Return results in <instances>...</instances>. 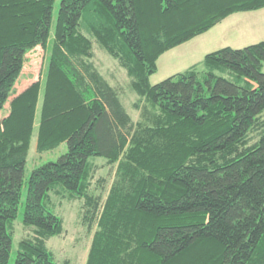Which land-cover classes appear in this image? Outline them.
Here are the masks:
<instances>
[{
  "label": "trees",
  "instance_id": "16d2710c",
  "mask_svg": "<svg viewBox=\"0 0 264 264\" xmlns=\"http://www.w3.org/2000/svg\"><path fill=\"white\" fill-rule=\"evenodd\" d=\"M55 2L0 0V264L37 127L38 152L68 150L32 171L31 234L14 264H56L47 243L65 229L52 194L81 199L96 226L85 264H264V40L150 81L164 53L264 0H61L54 13ZM52 33L45 89L37 81L10 101L27 53ZM94 42L130 77L138 121ZM98 158L115 166L105 199L92 192Z\"/></svg>",
  "mask_w": 264,
  "mask_h": 264
},
{
  "label": "rangeland",
  "instance_id": "374dc122",
  "mask_svg": "<svg viewBox=\"0 0 264 264\" xmlns=\"http://www.w3.org/2000/svg\"><path fill=\"white\" fill-rule=\"evenodd\" d=\"M60 2L61 0H56L54 13L57 12ZM228 34L229 33L226 32L225 35H223L221 32V25H218L211 33L201 34L166 52L158 60V70L151 76V83H159L171 75L185 71L191 65L200 62L207 53L227 46L230 42V36ZM53 38L54 33L50 36L47 48L38 46L27 53L25 64L17 79L10 101L37 81H40L43 90L45 89ZM94 52L95 56L93 59L96 66L110 84L120 92V99L125 109L135 121H138L141 118V111L135 108V103L139 101L140 96L131 89L130 77L126 70L97 42H94ZM10 101L1 111L2 115L8 112ZM141 106H143V102ZM37 133L38 127L32 139L29 156L25 166L24 184L18 207V215L13 224L15 229L9 264L15 263L20 240L31 234L29 227L24 225L23 213L26 204L28 181L32 171L41 164L57 160L59 156L68 150L67 143H62L52 150L42 153L38 152L36 148ZM96 162L99 168L96 178L93 181L92 192L94 194H102L105 199L115 176V166L111 167L102 158H98ZM98 178H103L105 180L104 185H107L105 190H102L104 189L103 187L101 188L102 181H96ZM52 196L56 212L64 219L65 229L61 235L52 237L47 243L49 249L54 253L55 262L56 264H85L96 226L93 224V226L89 227L87 223L84 222L82 216L83 201L81 199H68L66 197H60L57 194H52Z\"/></svg>",
  "mask_w": 264,
  "mask_h": 264
},
{
  "label": "crops",
  "instance_id": "0c3cea01",
  "mask_svg": "<svg viewBox=\"0 0 264 264\" xmlns=\"http://www.w3.org/2000/svg\"><path fill=\"white\" fill-rule=\"evenodd\" d=\"M218 25H221L223 35L226 32L229 33L230 42L232 43L229 42L227 46L241 48L257 43L264 40V8L254 11L236 12L222 20L207 31L206 34L214 31Z\"/></svg>",
  "mask_w": 264,
  "mask_h": 264
}]
</instances>
